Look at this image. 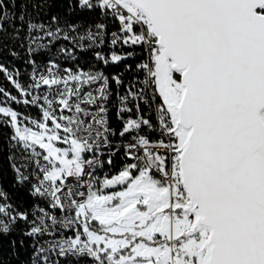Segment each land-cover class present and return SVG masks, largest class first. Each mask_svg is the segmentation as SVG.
I'll return each mask as SVG.
<instances>
[{
    "label": "snow or ice",
    "instance_id": "obj_1",
    "mask_svg": "<svg viewBox=\"0 0 264 264\" xmlns=\"http://www.w3.org/2000/svg\"><path fill=\"white\" fill-rule=\"evenodd\" d=\"M78 3L118 22L110 56L97 51L98 61L121 62L137 55L136 47L143 54L134 69L143 79L129 82L117 110L120 137L131 136L125 155L133 162L89 182L87 192L69 187L68 178L82 179L86 166L96 163L83 153L98 152L116 134L106 115L109 78L92 70L62 74L50 62L47 72L34 71L33 84L25 88L0 64L22 95L42 85L50 89L23 101L39 104L40 119H20L11 107H0L7 118L0 122L13 129L11 140L46 162L36 160L32 194L50 197L53 209L71 214L58 221L40 209L39 222H31L25 234H51L49 220L52 226H75L73 236L58 242L59 255L86 254L93 264H264V0ZM9 18L6 0H0V31ZM95 29L79 40L104 44L106 25ZM27 31L30 45L36 42L33 32L54 35L31 20ZM118 44L133 51L120 54ZM112 80L118 87L124 83L120 75ZM97 82L95 94L83 91ZM0 93L17 100L3 88ZM130 98L137 102L134 116ZM140 101L152 115L144 114ZM60 107L72 115L57 116ZM13 167L18 181L29 179ZM5 198L0 190V200ZM18 220L27 222V213L0 203V234L10 233Z\"/></svg>",
    "mask_w": 264,
    "mask_h": 264
},
{
    "label": "trees",
    "instance_id": "obj_2",
    "mask_svg": "<svg viewBox=\"0 0 264 264\" xmlns=\"http://www.w3.org/2000/svg\"><path fill=\"white\" fill-rule=\"evenodd\" d=\"M6 7L10 18L4 21V30L0 31V64L4 65L8 73L14 75L25 88L33 84L30 76L32 71L44 68L50 65V62L74 70L119 68V65L110 66L95 57L97 51L108 56L106 30L105 43L98 47L89 46L91 42L86 38L79 40L80 36L86 37L89 29L95 32L96 24L104 23V15L99 9L82 8L78 0H6ZM21 14L25 17L24 21L19 19ZM29 20L35 24H43L45 30L52 31L54 35L48 37L44 32H33L31 35L36 38V42L30 45L27 31ZM57 28L60 29L58 33ZM65 34L69 39H64ZM41 36L44 37L42 40L39 39ZM80 43L85 44L83 49L78 46ZM30 46L34 49L31 54L28 51ZM62 48L69 51L62 52ZM0 88L10 96L17 97V100L13 101L0 93L1 107H11L19 114L20 119L41 118L40 109L36 105L24 103L25 99L28 100V95H22L2 71ZM4 119L7 118L0 113V121ZM110 119L114 121L113 114ZM12 135L13 129L8 124L0 122V190L6 194V198L0 200V203L10 204L14 211L27 213L28 221L18 220L10 233L0 234V264H34L32 238L25 233L30 230V212L39 204V200L32 194L34 182L28 151L11 140ZM14 164L22 169L23 174L29 177L28 180H17ZM37 264H93V261L85 256L68 255L61 259L38 261Z\"/></svg>",
    "mask_w": 264,
    "mask_h": 264
},
{
    "label": "built area",
    "instance_id": "obj_3",
    "mask_svg": "<svg viewBox=\"0 0 264 264\" xmlns=\"http://www.w3.org/2000/svg\"><path fill=\"white\" fill-rule=\"evenodd\" d=\"M104 24L106 25V43L108 46V56H110L111 51L113 50V46L110 44L111 40V33L117 30L118 22L113 20L111 17H105L104 16ZM115 50L119 52L120 54H123L124 52L133 51L132 48H129L127 46L123 45H117L115 46ZM135 52L137 55L133 57H129L121 62L112 63L111 61L108 63L110 66L115 65L119 68H91V69H78L82 71H101L104 73L105 76L109 78L110 82V96L109 100L106 102V107L108 109L106 115L109 121V125L111 128L115 130V135L109 137L110 143L108 145H102L98 152L92 153V152H85L83 153V156L85 159H95L96 163H94L91 166H86L85 174L83 175L82 179L78 180L76 177H70L67 180V185L69 187H72L73 189H78L81 191L87 192V184L89 182H95L99 179H102L105 175H114L116 174L125 163H131L133 162L130 158H128L125 155L126 149L125 145L131 141V136L126 137H120L119 131L123 127V123L120 119L117 118V110L120 107V101L119 96L125 95L127 86L129 82H132L134 78H138L140 80L143 79L142 73H136L134 71L135 65L140 63V61L143 59V54L140 53L139 47L135 48ZM57 65V64H56ZM50 65H47L44 68H38L32 71L31 73V79L33 76L34 71L37 73H45L47 72V69ZM58 68L55 70H58L62 74H64L65 69L69 68H62L59 65H57ZM128 66H131L133 71L128 70ZM73 71H77L74 69H71ZM115 75H120L123 79V85L117 86L115 82L112 80V77ZM33 82V80H32ZM61 88L63 85L60 86ZM99 87V82L88 86L85 85L83 87L84 92H93L95 94V88ZM137 89L141 87V85L137 84ZM56 86H52V90H55ZM50 89L48 86H41L39 90H31V95H28V100L32 99V96H40L42 97L45 92H49ZM43 102L42 100L40 101ZM135 103L131 101V98L129 100V107L133 108L132 115H135ZM141 107L144 109L145 115H152V113L149 111L146 104H144L142 101L139 102ZM31 104V103H30ZM34 105V104H33ZM36 106L40 109L39 104H36ZM82 107L88 108V105H82ZM90 110L94 111V108H90ZM41 112V109H40ZM57 116H60L61 114L64 116L72 115V112H70L67 109H63L62 107L56 109ZM114 115V121L110 119L111 115ZM128 113L124 114L125 119L128 117ZM81 119L90 120V117H85L83 114H80ZM143 134V133H141ZM59 147H66L67 145H64L62 143H59ZM36 151L38 152H44L45 150L40 149L39 145H34ZM109 158H111L112 163L109 164ZM39 159L41 165H43L44 162L42 158H37L32 156L31 150H28V160L32 166V179L34 184L38 183V173L36 168V160ZM91 174V175H89ZM98 186V185H97ZM115 190H119L118 187L115 188ZM37 199L39 200V204L36 205L30 212V218H29V225L31 222H39L38 218L43 215L41 213L40 209H44L46 213L49 215L55 216L57 220H63L65 217L70 216L71 214L67 211H61L59 209H53L51 207V198L48 196H39L36 195ZM48 225L50 228L49 233L44 234H38L36 236H31L32 238V249H33V263L37 264L38 261L44 262L48 259H61L68 255L72 256H85L86 258H89L92 260V258L88 257L86 254H75V253H67L65 256L59 255V247L58 242L73 236L76 228L75 226L71 228H66L62 224H57L55 226H52L51 221H48ZM93 261V260H92Z\"/></svg>",
    "mask_w": 264,
    "mask_h": 264
},
{
    "label": "rangeland",
    "instance_id": "obj_4",
    "mask_svg": "<svg viewBox=\"0 0 264 264\" xmlns=\"http://www.w3.org/2000/svg\"><path fill=\"white\" fill-rule=\"evenodd\" d=\"M0 107H1V106H0ZM25 123H28V122L25 121ZM48 123H49V125L51 126V122L49 121ZM23 126H24V125H21V127H23ZM55 143H57V146H58L60 142H55Z\"/></svg>",
    "mask_w": 264,
    "mask_h": 264
}]
</instances>
